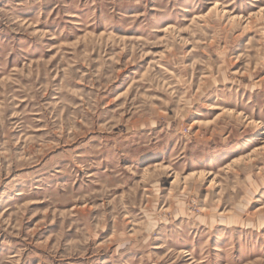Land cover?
Masks as SVG:
<instances>
[{
  "label": "rangeland",
  "instance_id": "374dc122",
  "mask_svg": "<svg viewBox=\"0 0 264 264\" xmlns=\"http://www.w3.org/2000/svg\"><path fill=\"white\" fill-rule=\"evenodd\" d=\"M0 264H264V0H0Z\"/></svg>",
  "mask_w": 264,
  "mask_h": 264
}]
</instances>
